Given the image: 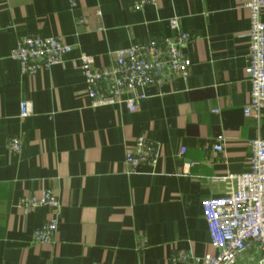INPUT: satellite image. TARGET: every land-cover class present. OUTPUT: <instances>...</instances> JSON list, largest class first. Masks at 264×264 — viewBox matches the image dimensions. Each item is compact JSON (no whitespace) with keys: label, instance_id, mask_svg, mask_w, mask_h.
Masks as SVG:
<instances>
[{"label":"crops","instance_id":"obj_1","mask_svg":"<svg viewBox=\"0 0 264 264\" xmlns=\"http://www.w3.org/2000/svg\"><path fill=\"white\" fill-rule=\"evenodd\" d=\"M248 2L157 0L136 9L134 0H0V264H202L182 255L216 253L201 202L233 190L249 168V141L264 139V105L260 121L244 116ZM173 17L189 36L181 47L189 74L147 88L136 111L94 104L81 53L110 67L118 50L171 38ZM28 36L61 38L72 51L24 74L11 51ZM139 136L158 158L131 171L125 153ZM45 189L61 210L54 242L40 244L34 232L50 208L25 214L18 204ZM237 264H261L260 255L249 249Z\"/></svg>","mask_w":264,"mask_h":264},{"label":"built area","instance_id":"obj_2","mask_svg":"<svg viewBox=\"0 0 264 264\" xmlns=\"http://www.w3.org/2000/svg\"><path fill=\"white\" fill-rule=\"evenodd\" d=\"M71 6L76 0H69ZM157 0H134V8L155 5ZM249 50L245 74L250 82V97L244 106V116L261 120L264 105V0H249ZM83 20H80V23ZM173 36L168 39L152 38L118 50L110 67H96L94 56L81 53V70L85 79L86 92L94 104L112 105L125 103L130 111H136L141 101L147 98L146 89L163 84L175 76L186 77L192 61L182 52V45L189 36L182 31L180 20H169ZM72 46L61 38L24 37L12 49L11 57L18 60L24 74H34L64 61ZM124 92L131 97L123 99ZM31 114L27 100L20 103V115ZM21 140L14 137L10 148L20 151ZM251 157L248 170L235 175V188L219 197L205 198L201 202L203 215L208 224L214 254L196 258L182 255L183 260H194L202 264H237L239 257L255 248L264 264V139L260 136L249 141ZM215 150H222L218 144ZM185 152L181 150V154ZM158 158V147L145 136H139L133 148L125 153V161L131 171L142 164H154ZM49 207L52 217L34 232L40 244L54 242L58 231L61 205L51 189L43 190L41 196H23L18 208L25 214L38 207Z\"/></svg>","mask_w":264,"mask_h":264}]
</instances>
